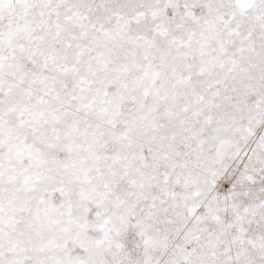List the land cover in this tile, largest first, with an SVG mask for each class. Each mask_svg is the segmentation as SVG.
<instances>
[{
	"label": "snow or ice",
	"instance_id": "obj_1",
	"mask_svg": "<svg viewBox=\"0 0 264 264\" xmlns=\"http://www.w3.org/2000/svg\"><path fill=\"white\" fill-rule=\"evenodd\" d=\"M0 264H264V0H0Z\"/></svg>",
	"mask_w": 264,
	"mask_h": 264
}]
</instances>
